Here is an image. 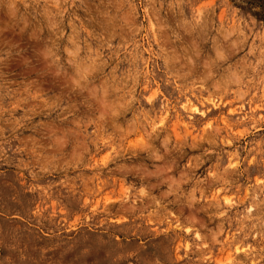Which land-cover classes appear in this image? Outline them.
I'll return each instance as SVG.
<instances>
[{
	"label": "clouds",
	"instance_id": "obj_1",
	"mask_svg": "<svg viewBox=\"0 0 264 264\" xmlns=\"http://www.w3.org/2000/svg\"><path fill=\"white\" fill-rule=\"evenodd\" d=\"M0 182V264H264V0H0Z\"/></svg>",
	"mask_w": 264,
	"mask_h": 264
},
{
	"label": "rangeland",
	"instance_id": "obj_2",
	"mask_svg": "<svg viewBox=\"0 0 264 264\" xmlns=\"http://www.w3.org/2000/svg\"><path fill=\"white\" fill-rule=\"evenodd\" d=\"M30 49L34 53H39V51L43 48V42L31 43L29 45ZM3 189V183L0 182V190Z\"/></svg>",
	"mask_w": 264,
	"mask_h": 264
}]
</instances>
